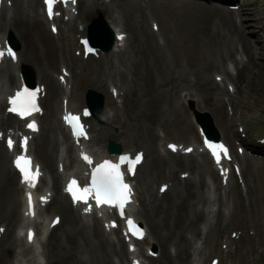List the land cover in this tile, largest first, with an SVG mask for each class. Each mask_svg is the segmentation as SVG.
I'll use <instances>...</instances> for the list:
<instances>
[{
	"label": "bare ground",
	"instance_id": "6f19581e",
	"mask_svg": "<svg viewBox=\"0 0 264 264\" xmlns=\"http://www.w3.org/2000/svg\"><path fill=\"white\" fill-rule=\"evenodd\" d=\"M228 1L117 0L115 7L110 8L109 3L87 0L80 11L81 0H78L76 15L71 19L63 15L53 20L55 26L58 23V33L54 35L47 29L50 22L39 10L40 0H0V43L13 33L21 44L16 51L17 62L0 68V130L17 127L21 135L23 124L4 113L3 94H10L20 84L22 67L31 64L36 71L35 79L46 86V95L42 100L45 112L39 117L40 130L33 137L29 151L50 177L47 185L53 196L44 208L46 215L48 218L53 214L62 217L43 241L26 246L24 238L16 237V228L23 220L22 188L18 185L17 173L12 169L9 150L1 143L0 225L6 231L0 237V264H41L40 261H44L43 264H129V255L133 252L127 251L120 233L113 230L111 234L115 240H110L102 223L94 216L91 223H86L60 193L63 176L57 171V166L61 162L64 172L69 171L77 162V157L67 132L57 118V111L61 113L64 105L72 111L84 107L86 87H94L104 98L98 119L103 118L105 124L93 132L90 130L93 135L87 147L93 154L106 153L109 139L120 143L122 151H128V147L135 145L139 150L144 147L147 154L133 179L136 201L141 205L140 211L134 209L133 213L140 223L143 222L149 239L147 236L135 244L157 246L159 255L157 258L147 257L140 248L136 253L145 258L146 264H199L205 256L206 260L210 257L206 251H212L220 228L225 227L227 216L220 206L214 210L216 201L219 205L222 203L220 193L224 189L216 170L204 154L183 156L167 150L166 156H161L154 147L159 142L157 128L177 127L197 139V124L189 119L192 114L177 108L179 103L194 97L198 105L193 108L200 112L202 108L209 109L215 118L211 125L215 130L219 129L224 140H230L227 135L229 119L222 106L225 96L229 101L233 96L226 88L230 82L225 83V80L235 84L246 82L253 69L259 68L264 56L251 38L255 32L245 28L248 25L253 27L249 23L251 19L258 21L251 2L235 0L239 4L238 9L230 10L224 6ZM145 9L163 12L164 18H168L170 26L162 42L150 29L154 21L151 20L149 25ZM93 12L99 13L97 17L104 18L113 33H124L125 38L121 42L115 39L110 51L84 59L75 54L79 49L78 38L75 37L86 35ZM181 20H192L199 36L196 40L198 50L191 58L192 63L182 67L166 54L174 26ZM144 22L147 25H143ZM239 52L241 56L237 57ZM228 60L235 65L234 76L226 67ZM55 66L59 70L61 66L66 67V87L60 84L57 77L54 79L51 69ZM213 71L221 75L222 80H212L211 76H215L211 75ZM109 86H117L124 91L120 106L108 94ZM259 95H264V91L260 90ZM86 121L94 127L92 123L95 119L91 117ZM112 127H117V134L110 132ZM14 148H18V153L19 145ZM232 150L235 153L233 146ZM234 156L241 164L245 181H257L259 173L251 160L245 155ZM179 171L187 172V176L180 179L177 176ZM161 174H165L172 184L158 197L152 190V183ZM231 177L227 184L228 194L236 205H242L248 198L238 188L234 175ZM207 179L213 182L214 197ZM206 215L210 217L205 218ZM202 223L204 226L201 228ZM37 225L39 236L42 221ZM58 230L60 233L56 235ZM223 243L226 244V241ZM190 250H193L192 256Z\"/></svg>",
	"mask_w": 264,
	"mask_h": 264
},
{
	"label": "rangeland",
	"instance_id": "374dc122",
	"mask_svg": "<svg viewBox=\"0 0 264 264\" xmlns=\"http://www.w3.org/2000/svg\"><path fill=\"white\" fill-rule=\"evenodd\" d=\"M251 2V7L254 8L255 11V19L258 21H249L251 26H246L245 28L248 30H253L255 32L254 36H251L252 40H254L258 45L259 51L264 56V0H248ZM87 0H81L80 3V11L83 10L85 7ZM100 0H96V3H99ZM229 3V4H227ZM227 5H234L236 2L230 3L227 2ZM117 4V0H112L109 3L110 8H114ZM226 6V5H224ZM146 13L148 14V23L150 25V21L153 20L155 26L157 27L156 30V37L159 41H163L164 35H167L168 27L170 26V22L168 18H164V13L159 12L156 10H148L145 9ZM94 15L90 16L89 22H91L94 18H96L99 13L93 12ZM147 22L142 23L143 25H147ZM193 21L192 20H181L178 24H176L175 31L171 34L170 44L166 49L167 56L171 59L178 61L179 64L182 66H187L188 64L192 63L191 58L193 54L198 50L196 46V40H198L199 36L197 32L193 28ZM152 25H150V29L152 30ZM160 28V30H159ZM48 29V28H47ZM49 30V29H48ZM47 30V32H48ZM170 34V33H169ZM13 36V33H12ZM14 37V36H13ZM15 39V37H14ZM76 39V37H75ZM18 45L20 47L19 41ZM18 47V49H19ZM241 56V53H237V57ZM30 68L33 67L31 64H26ZM53 67V66H51ZM50 67V68H51ZM226 67L228 71L234 76L236 74L235 65L232 61L228 60L226 62ZM259 68H254L253 73L247 76L246 82L242 84H235L234 81L225 80L230 87H232V96L231 101L227 100L226 96L223 98V111L225 112L226 116H228L229 124H228V131L227 135L229 136V142L233 144L237 139L236 136L239 137L237 134V130L243 127V133H246L251 138L260 137L264 135V95H259V91H264V58L260 60ZM49 68V69H50ZM36 70V68H35ZM52 74L59 73L58 66H55L51 69ZM215 74L214 71L211 72V75ZM217 75L216 77H219ZM216 77H214L216 79ZM214 78L211 79L214 80ZM55 79V78H54ZM223 88L224 85L221 84ZM116 89L117 95L113 97L117 106L121 105V101L124 95V91L119 87H113ZM87 89H93L97 91L94 87H86ZM107 90V89H106ZM99 92V91H97ZM108 94L109 91L107 90ZM239 92V94H237ZM101 93V92H99ZM184 93V92H183ZM177 107L182 112H189L192 113L191 107L197 106V102L195 97L193 99L189 98L185 100L183 103H179ZM182 106V108L180 107ZM208 109V108H207ZM201 110L210 113L211 111L202 108ZM59 111H57V116ZM213 118V114L210 113ZM189 119L192 120V117L189 116ZM96 130L100 126H104L105 121L103 118L100 117V121H95ZM118 126V125H117ZM117 127H112L110 132L112 134H117ZM218 134L220 138L223 137L220 133L219 129ZM231 133L234 135L233 138L230 137ZM156 136L159 139L158 146L154 147L157 151L158 147L160 149V153L164 154L163 146L166 141H173L179 142L182 144H188L192 142V136L188 133L181 132V129L173 126H168L166 130L162 128H157ZM134 137V136H132ZM198 139V138H197ZM196 139V140H197ZM132 148H129V151H134L138 149L137 146L132 145ZM145 152V149L142 148ZM158 152V151H157ZM245 155L251 160L253 167L257 168V181L247 180L245 181L244 177L237 178V186L240 191L243 193L248 200H245L244 204L236 205L232 200L230 195L228 194L227 187L221 190V205L216 201L214 203L215 209H220L224 211L226 216V220L224 222L225 227L220 228L214 242V246L211 250L206 251V255H210L209 259L206 260V256L199 264H207L208 260L213 257L219 258V264H264V158L263 157H253L250 156L248 152ZM54 164V162H53ZM183 172L179 171L177 176L182 175ZM167 181L165 174H161L156 178L152 183V190L153 192L157 191L158 183ZM208 182L212 185V181L208 180ZM218 182V180H217ZM212 191V190H211ZM213 193V192H212ZM214 195V193H213ZM141 205L138 206L140 209ZM233 211V213H232ZM209 215H206L205 218H209ZM204 224L202 223L201 226ZM60 233V231H56V235ZM230 237L233 240V245L224 244L226 237ZM149 237V236H148ZM151 237V236H150ZM225 245H228L226 249H223ZM145 244H140V247H144ZM157 248V247H156ZM158 249V248H157ZM205 260L207 262H205Z\"/></svg>",
	"mask_w": 264,
	"mask_h": 264
},
{
	"label": "snow or ice",
	"instance_id": "6c2138e0",
	"mask_svg": "<svg viewBox=\"0 0 264 264\" xmlns=\"http://www.w3.org/2000/svg\"><path fill=\"white\" fill-rule=\"evenodd\" d=\"M45 3L48 8L49 16L51 17L53 14L52 9H53L54 0H45ZM4 55H5V52L0 51V57H3ZM7 55L15 59V54L12 52L10 48L7 50ZM35 95H36L35 92H28L27 89H25L23 93L18 92L16 94V97L10 100V103L13 105V107H11L9 111L18 112V114L22 116L29 115L31 111H39V109L35 106V103H34ZM21 96H24L27 98V102L24 105L18 104V101ZM65 119L67 122H69L72 125L73 134L75 136H81L84 134L83 127L79 124L78 118L66 117ZM28 127L34 129L35 124L34 123L29 124ZM8 143H9V147H11L12 141L9 140ZM169 147L175 150V146L169 145ZM208 147L212 149L214 156H217V149H219L220 151H223L225 154L227 152V150L224 149L223 145L209 144ZM188 151H191V149H188ZM82 158L88 163H91L88 156L84 155ZM21 159L22 158L18 157L16 163H17V167L20 169L22 173L23 182L28 183L30 187H34L36 178L39 175V170L37 169L35 172H33L31 169V162L27 159L23 160V166H22ZM125 159H128V158L126 157L123 158L122 162ZM140 159H141V156L138 154L135 157V160L132 162L133 165L135 163H139ZM217 162H219L218 156H217ZM75 186H76V182L71 181L67 188V191H69L73 195L74 202L86 199V194L90 192V189H83V191L80 194H77V192L74 191ZM92 190H94L95 192V199L98 205L109 204V205L117 206L122 209L124 204L128 200L129 187L128 185L124 184L122 180L120 179L119 166L109 163L108 161H105L103 164L95 168V170L93 171ZM27 214L28 215L34 214L33 209H32L31 194L28 195V213ZM128 223L131 225L133 222L129 220ZM133 234L137 235L138 237L143 236V233L140 232L139 230H135ZM32 238H33V234L29 232L28 233L29 241H31Z\"/></svg>",
	"mask_w": 264,
	"mask_h": 264
},
{
	"label": "water",
	"instance_id": "95a60500",
	"mask_svg": "<svg viewBox=\"0 0 264 264\" xmlns=\"http://www.w3.org/2000/svg\"><path fill=\"white\" fill-rule=\"evenodd\" d=\"M99 35H104L106 39L105 43H101V40L98 37ZM88 38L93 46H99L104 51H109L114 42L112 31L109 29V27L107 26L104 19H102V17H97L95 20L91 22V24L88 27ZM11 44L14 47H17V44L14 40H11ZM24 75H25L26 82L28 84H32L33 74L30 68H27V67L24 68ZM86 103L91 109V111L93 112V114L97 115L102 109V105H103L102 95H100L96 91L87 90ZM195 117H196V120L203 125L207 135L210 137L211 136L215 137L216 134L214 130L211 128V120L209 116L207 114L196 113ZM107 149L110 152H119L120 145L110 140L108 141Z\"/></svg>",
	"mask_w": 264,
	"mask_h": 264
}]
</instances>
